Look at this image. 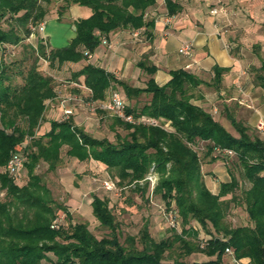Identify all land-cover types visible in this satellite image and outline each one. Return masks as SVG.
<instances>
[{"label": "trees", "instance_id": "16d2710c", "mask_svg": "<svg viewBox=\"0 0 264 264\" xmlns=\"http://www.w3.org/2000/svg\"><path fill=\"white\" fill-rule=\"evenodd\" d=\"M51 1L0 0V45H16L27 38L30 27L46 19L49 11L46 6ZM54 1L59 16L54 13L48 17L59 18L73 4L90 9L88 17L72 22L74 36L68 44L47 49L36 39L35 47L28 46L31 53H36L32 54V62L18 69L20 84L11 83L9 66L0 63V190L4 192V198L0 199V264H224L226 248H231L239 260L246 258L249 264H264V140L251 137L247 126L228 115L238 133L234 136L210 112L193 104V91L201 84L207 85L194 74L175 69L170 71L171 78L164 85H157L150 77L143 88H136L85 63L71 78L77 81L82 77V84L90 91L89 99H103L113 84L121 88L126 100L140 94L150 95L140 105L126 104L125 112L134 117L163 118L169 121L172 131L158 126L131 125L113 117L112 124L123 128L126 137L111 142L90 136L68 118L50 121L48 131L35 135L44 101L54 95L51 77L42 75L36 68L38 56L49 64L76 63L85 59L84 50L93 51L114 30L154 27V20L145 11L156 0ZM164 4L170 16L179 10L172 0H164ZM2 21L7 23L6 29L1 27ZM137 66L149 75L156 70L143 61ZM226 71L227 68L214 65L209 85L217 90ZM253 81L264 90L262 60L254 70ZM26 138L27 143L22 146ZM199 141L206 143L208 153L217 154L216 149L234 151L241 166V177L249 184L238 197L233 194L239 186L234 176L219 184L217 194L206 187L200 159L193 148ZM62 146L66 157L97 161L114 184L132 186L135 190L143 185L148 191V183L143 178L153 168L158 175L154 194L159 195L167 208L172 206L176 211L183 227L181 233L156 241L150 235L148 223H144L137 236H125L120 243L108 201L95 194L89 202L91 215L101 227L108 229L107 237L96 238L85 222H76L67 228L55 223V210H61L66 217L68 213L54 202L34 169L43 163L47 172H53L60 163ZM14 153L23 156L21 168L25 170L26 181L21 186L4 170L6 161ZM227 195L230 197L226 198ZM232 204L244 207L248 224L231 226L226 222ZM191 221L211 236L204 249L185 238L189 234L197 235L196 229L190 226ZM176 243L178 257L167 261L165 253ZM197 251L208 259H183Z\"/></svg>", "mask_w": 264, "mask_h": 264}, {"label": "crops", "instance_id": "0c3cea01", "mask_svg": "<svg viewBox=\"0 0 264 264\" xmlns=\"http://www.w3.org/2000/svg\"><path fill=\"white\" fill-rule=\"evenodd\" d=\"M172 1L178 5L179 10L171 16L167 14L164 0H156V3L145 11L147 17L154 20L152 29L143 27L137 30L117 29L110 32L107 38H102L93 51L84 50V60L76 63L64 62L59 65L53 62L57 76L53 74L48 76L60 79L62 77L60 75L64 74L66 76L64 82L67 85L61 87L52 84L54 95L44 101V109L35 135L48 131L50 121H61L68 118L85 133L89 132L90 120L103 119L107 115L105 111L98 109L92 113L93 111L85 103L106 101L112 89L120 92L127 105L130 102L138 104L137 101L141 99V96L144 102L149 100L150 95L147 94H140L136 98L126 100L121 88L115 84L108 88L103 99H89L90 91L82 84V77H78L77 81L71 78V74L79 70L85 63L97 66L110 73L116 80L136 88H143L150 77L157 85H164L171 78V70L184 69L207 83V85H199L193 91L194 97L191 102L210 112L214 119L216 114L220 115L222 112L226 118L231 115L245 126H255L259 120H264V90L254 83V72L251 71L252 66L259 67L257 63H260L258 60L260 53L253 50L255 45L261 46V50L264 52V33L262 35L261 31L257 30L258 23L260 21L264 23V8L261 10L262 7H255L256 3L252 4L255 0L247 4L239 2V10L249 12L252 17H255V22H243L240 19L233 22V17L229 18L232 11L229 12L228 7L218 4L221 2L223 4L230 2L231 4L235 0ZM217 6H223L226 14L211 15V8ZM89 15V8L75 4L70 5L59 18L47 17L43 22L42 29H36L25 40L29 41L35 34V43L39 38L47 49L61 48L67 45L74 36L72 22ZM259 15H263V17L257 19L256 17ZM184 42L193 43L190 57L178 52V48ZM139 61H143L149 66H155V72L152 75L145 73L137 66ZM50 65L48 63V66ZM214 65L228 69L223 73L217 90L209 85L213 77L212 68ZM64 70L66 72H63ZM206 86L213 90V94L217 98L219 96L221 102L220 105L213 106L211 110L207 106V94L200 91L202 87ZM252 107L253 111L250 110ZM66 110L69 113L65 115L64 111ZM98 120L95 122L97 123ZM217 121L225 127V124L220 120ZM261 135L264 136V134ZM92 137L96 138L94 135ZM260 138L264 140L263 137L260 136ZM64 152L65 146H62L60 163L53 171L60 178H71L76 173L104 168L97 161L91 159L77 161L74 158L66 157ZM64 156L70 159L72 166L81 167L80 172L79 170L70 172L68 168H64L62 164ZM85 185V181L79 183L83 194L87 191ZM205 185L211 193H218L219 186H216L214 182L205 179ZM91 195L93 193L88 192V203ZM246 262L248 259H241V264Z\"/></svg>", "mask_w": 264, "mask_h": 264}, {"label": "rangeland", "instance_id": "374dc122", "mask_svg": "<svg viewBox=\"0 0 264 264\" xmlns=\"http://www.w3.org/2000/svg\"><path fill=\"white\" fill-rule=\"evenodd\" d=\"M252 1L254 0H238L235 3L233 2L230 4V2H228L227 4H223L221 2L218 5L222 4L224 5V7H228L229 12L232 11L229 15V18H231L232 16L233 22L234 20L238 19L242 20L243 22H255V17H252L249 12H241L238 6L240 3L247 4ZM255 3V7L260 6L262 7L261 10H263L264 0H255V2L252 4ZM46 8H48L49 10L47 12V15L45 16L46 18L55 14L57 15V3H55L54 0H52L50 4L46 6ZM262 17L263 15H259V17L256 18L261 19ZM258 25L259 27H257V30L259 32L261 31L263 35L264 25L263 23H261V21L258 23ZM1 27L3 29H6L7 23L5 21H2ZM35 38L36 36L34 34V36L29 41H26L24 39L16 45H0V63L2 62L3 64L9 66L10 74H12V77L10 79L12 84H20L22 82L20 76L18 77L17 74L18 69L20 67H22L23 69L32 62L33 56H35L36 53L35 51H32L33 53H31L28 46L35 47ZM253 50L254 52L260 53V57L258 60L264 61V52L261 50V46L256 49L254 48ZM32 54L34 55L32 56ZM35 64L38 72L42 75L48 76L49 74H53L54 76H57L54 71V65L51 64L50 66H48V61L43 59L42 57L38 56V58H36ZM257 64V66H260V63ZM257 68L259 67L252 66L251 71L254 72V70ZM63 72L66 71L64 70ZM60 76H62L60 79L51 78L53 85L55 84L56 86L61 87L67 85L64 82L66 76L64 74ZM209 88L210 87L208 86L202 87L200 91L207 94V106L211 110L213 106L220 105L221 102L219 96L217 98L216 95L213 94V90ZM142 98L143 97L141 96V99L137 101L139 102L137 105H140L142 102H144ZM129 104L131 105L133 103L130 102ZM250 110L253 111V107L250 108ZM88 111L91 112L90 110ZM95 111H93L92 113H94ZM105 113L107 116H105L103 119L100 118L98 120V118H94L95 120H98L97 123L95 122V120H90V125L88 126L89 132H87V134H89L90 136L94 135L96 138H106L111 142H116L125 138L126 131L119 126L113 125L112 118L114 116L108 114L107 112ZM215 119L220 120L223 124H225L226 129L231 134H233L234 136H238V133L231 126L228 118H226V116L222 112L220 115L216 114ZM247 127L248 134L251 137L258 136L260 138L261 136L264 138V136H262L261 133H259V131L257 130L256 125ZM26 143L27 139H25V142L22 144V146ZM205 144L206 143L199 141L195 145H193V148L197 151L200 159V169L204 176V181L205 179H207L214 182L216 186H219L220 183L229 181L230 176H234L238 181L239 186L234 190L233 194L238 197L241 190L249 186L248 182L241 177V166L239 165L235 157H229L222 154L214 155V153H208ZM62 164L64 168H68L70 172H74L76 170H79L80 172L81 170V167L72 166L70 159H67L65 156L63 157ZM95 169L94 171H84L81 173H76L72 175L71 178H60L58 174L47 172L46 166L43 163H39L35 167L34 172L38 174L45 182L54 202L61 204V206H63L68 213V217H66L61 210H55V223L61 224L64 228H67L73 223L85 222L87 224L88 230H90V232L96 238L107 237L109 235L108 229L101 227L91 215L90 205L87 202V197L88 192H92L93 194H96L97 196L108 201V207L110 208V211L116 223V235L120 243H123L125 236H137L139 228L144 223H148L150 235L156 241L160 240L161 238H171L175 232L181 233V231H176L175 229L169 228L166 225L157 207L150 203L148 199V191L143 185L141 186V189L135 190L132 186L114 184V190L105 191L99 186V181L103 177L108 176V172L104 168L100 170ZM83 175L85 176L83 177ZM13 181L18 186L24 184V182L26 181V173L23 168H21L17 172V174L13 178ZM83 181H85L87 190V193L84 192V194L82 192V189L79 187V183ZM3 194V190H0V199L4 198ZM154 197L155 198L153 200V203L159 204V195L157 194V196ZM229 197L230 195L226 196V198ZM225 220L231 226L245 225L249 223L244 211V207L237 204H232L225 217ZM190 226L196 228L195 231L197 232V235L194 236L189 234L186 235L185 238L198 246L199 238L203 236L206 237L208 233L204 229L200 228V226L195 221H191ZM182 228L183 227L181 226V230ZM185 228H187V226ZM176 250H178L177 243L171 250L166 251L164 258L167 261L176 259L178 257ZM49 256L51 255L49 254ZM183 259L186 261H203L208 259V257L203 252L197 251L187 257H183ZM223 259L224 264H230L227 257H224Z\"/></svg>", "mask_w": 264, "mask_h": 264}, {"label": "built area", "instance_id": "2783aa9c", "mask_svg": "<svg viewBox=\"0 0 264 264\" xmlns=\"http://www.w3.org/2000/svg\"><path fill=\"white\" fill-rule=\"evenodd\" d=\"M211 15H218V14H226V10L223 6H217L213 7L210 10ZM43 22H40L35 27H30V34L28 36H31L36 29L40 30L42 29ZM193 50V43L192 42H184L180 45L178 48V52L184 56L190 57L192 55ZM86 54V53H84ZM85 105L91 110L94 111L96 109L102 110L107 112L108 114L118 118L119 120L126 122L131 125H145V126H158L161 127L167 131H172V128L169 124V121L164 120L163 118H155L145 115H140L137 117H134L131 113L125 112V102L123 96L120 94L119 91L116 89H112L109 92L108 98L104 102H86ZM69 111H64V114H68ZM257 130L264 134V120L261 119L256 124ZM217 154H222L229 157H234L235 153L231 149H216ZM22 161L23 156L22 153H14L11 154L6 161L4 170L5 172L12 178L15 177L17 172L22 167ZM144 181H147L148 183V199L150 203H152L154 206L157 207L159 210L163 220L165 221L166 225L169 228L175 229L176 231H181V225L180 221L177 218V213L171 206L170 208H167L162 202L159 204H154V188L158 181V175L153 170V168L150 169L149 173L145 175L143 178ZM141 182H139L140 184ZM99 186L104 189L105 191H111L115 189L114 182L108 177L105 176L99 181ZM54 227H57L56 224H53ZM196 229V228H194ZM211 239L210 235H207L206 237H200L199 238V248L204 249L207 246L208 240ZM225 257H227L228 262L230 264H241V260L235 258L233 254V250L231 248H226ZM244 264H249V262H246Z\"/></svg>", "mask_w": 264, "mask_h": 264}, {"label": "water", "instance_id": "95a60500", "mask_svg": "<svg viewBox=\"0 0 264 264\" xmlns=\"http://www.w3.org/2000/svg\"><path fill=\"white\" fill-rule=\"evenodd\" d=\"M72 29H73V27H72Z\"/></svg>", "mask_w": 264, "mask_h": 264}]
</instances>
